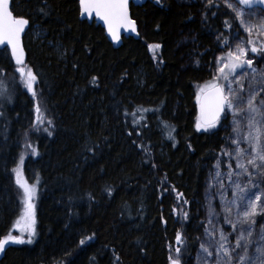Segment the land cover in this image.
<instances>
[{
  "label": "trees",
  "instance_id": "trees-1",
  "mask_svg": "<svg viewBox=\"0 0 264 264\" xmlns=\"http://www.w3.org/2000/svg\"><path fill=\"white\" fill-rule=\"evenodd\" d=\"M176 1L130 6L140 37L122 39L117 49L99 26L79 20L75 1L47 0V16L38 11L41 0L13 4L31 17L23 66L37 79L34 96L9 51L0 50V82L10 98L0 101V238L25 206L17 166L21 179L35 186L37 237L30 246L7 243L0 264H170L178 231L185 239L182 264L193 263L203 167L215 163L222 144L215 143L216 129L195 126L190 96L201 72L177 75L180 55L207 63L228 49L217 40L221 33L239 31L258 46L264 35L225 28V16L234 14L219 1L207 11L206 0ZM179 30L191 42L177 54L172 48ZM248 48L254 65L264 67V58ZM93 75L98 84L90 82ZM48 118L54 120L52 135L44 130ZM106 187L114 189L111 195Z\"/></svg>",
  "mask_w": 264,
  "mask_h": 264
},
{
  "label": "snow or ice",
  "instance_id": "snow-or-ice-1",
  "mask_svg": "<svg viewBox=\"0 0 264 264\" xmlns=\"http://www.w3.org/2000/svg\"><path fill=\"white\" fill-rule=\"evenodd\" d=\"M17 2L23 4L24 0H0V45L10 48L11 57L19 66L17 71L22 76L26 71V87L35 96L33 84L37 75L32 68L26 70L23 66L24 48L21 44V33L25 31L26 26H30L31 17L16 12L13 4ZM155 2L163 4V0H155ZM214 2L218 3V0H206L205 11L211 8ZM223 2L235 14L234 16L231 14L225 16V28L239 29V26L242 25L250 35L254 29L264 33V0H223ZM79 3L81 14L87 13L92 16L95 13V16L104 21L112 40L121 38L119 32L121 27L138 32L136 21L129 15L128 0H79ZM41 4L38 11L44 16L49 15L47 0H41ZM215 15L217 13L213 12L212 16ZM203 18L208 19L207 16H203ZM253 18H256L257 22H254ZM236 20H239V25L235 23ZM156 27L159 28L160 25L157 24ZM217 40L229 49L226 54H222L226 56V59L214 58L218 62L217 71L224 83L214 78L198 87L195 98L199 105V114L195 126L197 129H213L221 120V114L223 113L224 119H227L228 111H231L233 120L230 127L233 128V133L237 136V139L232 140L235 147H230L227 144L221 145V152L231 159L224 160L217 157L214 174L210 171V177L212 181L219 184L220 189L227 187L222 181L223 176H226L231 182L232 199L224 200L225 193L223 191L219 193L222 198L223 211L230 214L232 205H236L241 211H238L235 221L229 219L228 215L223 217L225 223L231 224L235 234L234 239L230 238L232 233L224 228L219 229V238L216 239V224L213 221L220 213L209 204L208 225L210 227H205L204 232L212 239L200 243L199 249L205 255L201 256L198 253V259L201 264H209V261L211 264H264V223L259 224V231L256 230L257 217L264 216V67L254 65L256 57L249 54L248 45H251L250 52L258 53L261 58H264V46H258L253 39L241 38L239 31L235 36L221 33ZM231 40H236L235 49L231 46ZM159 47H161L160 44H149V48L152 49ZM66 52L67 49H64L61 55L64 56ZM158 62H163L162 58ZM196 63L199 64V58L196 59ZM73 67L75 68L77 65L74 63ZM245 78L248 81L247 95L243 92ZM90 82L98 84L97 77L93 75ZM234 84L237 87H233ZM36 110L40 112L41 109L37 106ZM141 111L146 110L141 108ZM37 119L39 120L40 117ZM163 123L166 127L172 128L167 121H163ZM245 123L246 130L241 137L240 130L245 127ZM51 127H54V120L48 118L47 127L44 130L48 131L49 135H52ZM132 131L138 132L139 129L130 130V134ZM233 133L229 134V138ZM168 134L171 136V130ZM241 143L247 146L242 147ZM141 147L144 148L143 145ZM189 147H192L191 144ZM88 151L94 152V149L88 148ZM144 151L147 152L148 149L144 148ZM225 163L227 171H222V165ZM14 171L16 183L23 188L25 206L23 215L12 227L20 229L21 233L26 232L27 241L31 243L35 234L32 199L35 194V186L29 185L26 180L21 179L22 173L19 166ZM106 191L111 195L114 189L106 187ZM89 195L91 196V193ZM178 196H182V193H178ZM71 198L69 197V199ZM91 198L95 199L94 196ZM184 203H188V201L185 200ZM183 215L187 218L188 212L184 211ZM85 239L82 238L80 243L84 244ZM24 240V235H13L9 232L0 238V251H3L5 245L10 241L22 243ZM175 240L178 245L175 248L176 256L170 254L169 261L170 264H182L183 250L179 245L185 244L183 234L178 231Z\"/></svg>",
  "mask_w": 264,
  "mask_h": 264
},
{
  "label": "rangeland",
  "instance_id": "rangeland-1",
  "mask_svg": "<svg viewBox=\"0 0 264 264\" xmlns=\"http://www.w3.org/2000/svg\"><path fill=\"white\" fill-rule=\"evenodd\" d=\"M221 3H224L223 0H218ZM176 3L180 4H187V2L183 1V0H178L176 1ZM227 6V5H226ZM232 12V9H229ZM233 13V12H232ZM234 14V13H233ZM235 15V14H234ZM254 22H257L256 18H253ZM239 23V20H237ZM241 29L245 32L244 26L240 25ZM178 36L177 38H175L173 40V48L172 51L174 53L179 54V50L183 47H186L187 45L190 44L191 40H188L187 35H185L182 30H179L177 32ZM252 34H255L257 36L260 37V35H264V33L259 32L257 29H254ZM249 37V36H248ZM235 44H236V40L235 42L231 45L233 49H235ZM229 49H227L226 52L224 51H220L218 50L214 55H211L210 59L207 61V63H205L204 61L200 60L199 57H193L189 56V58H187L183 55H180V64L178 65V73L177 75H180V77L182 76V74H185L187 72L188 69H194L196 71H200L201 74L199 75V77L195 78L194 82L196 85V88L193 90L191 89V102L193 103V108L196 111L197 108V101H196V92L198 91V87L200 85H203L205 82H210L212 81L214 78H216L219 82L224 83V81L221 79L220 73L217 71L218 68V62L214 59L215 57H220L222 60L226 59L225 55L222 54H226L228 52ZM192 57V58H191ZM199 58V64L196 63V59ZM27 75L26 73L24 74V81L26 80ZM23 79V78H22ZM233 87H237L236 84L233 85ZM6 86L4 83L0 82V93H2V95H0V101L2 103H8L10 101L9 98V89L5 91ZM247 90H248V81L247 78H245V87L243 89V92L245 95H247ZM179 104L180 103H175L174 108H173V112L172 115L175 116L176 114L179 113ZM168 118V117H166ZM169 119V118H168ZM222 120H224V115L221 119L220 122H222ZM233 120V115L231 113V111H228V116L227 119H225V122L222 123H217L216 127L213 129H216L217 132V139L215 140V143H218L219 146L222 144H227L230 147H235V145L232 144V140L237 139V136L235 133H233V128L230 127L231 123ZM170 122H172V120H169ZM199 130H204V129H199ZM246 130V123H245V127H242L240 130V136L242 137L244 135V132ZM233 133L231 138H229V134ZM242 147H246L247 145L244 143H241ZM217 157H221L224 160H229L231 159L230 157H226L224 156V154L220 151L218 153ZM203 173H202V177H201V196H200V200H198L196 202L194 211H195V215L197 217V224L194 227V230L197 231L196 235L200 241V243L202 242H206L209 241L210 239H212L211 237L207 236L204 232L205 227H210L208 225V210H209V204H211L213 207L216 208V210L220 213V215L218 217L215 218V220L213 221L216 224V239L219 238V229L220 228H224L226 231H228L229 233H232V235L230 236L231 239H234V233H233V229L231 224H227L224 222L223 217L228 215L229 219L235 221L237 219V213L238 211H241V209H238L236 205H232V211L230 214L225 213L223 211V206L221 204V195L219 194L220 191H223L225 193L223 199L224 200H230L232 199V188L230 186L231 182L227 179L226 176L222 177V181L223 183L227 186L225 189H220V186L218 183H215V181L211 180L210 177V171L214 174L215 171V163L211 166V167H203ZM222 171H227V164H223ZM211 185V186H210ZM33 204H34V216H35V196H33ZM36 203H37V194H36ZM23 215V214H22ZM21 215V216H22ZM20 216V217H21ZM19 217V218H20ZM23 222V221H22ZM264 223V216H258L257 217V227L256 230L259 231V224ZM35 234L33 237V240L31 243H29L27 241V233H21L20 229L18 228H12L11 230V234L13 235H24L25 236V240L22 243H17V242H12V244L14 245H32L34 243V241L36 240L37 237V233H36V221H35ZM198 253L199 255L203 256L205 255L200 249H198L197 251V255L193 257V263L194 264H201V261L198 259ZM192 263V264H193ZM209 264H211V261H209Z\"/></svg>",
  "mask_w": 264,
  "mask_h": 264
},
{
  "label": "water",
  "instance_id": "water-1",
  "mask_svg": "<svg viewBox=\"0 0 264 264\" xmlns=\"http://www.w3.org/2000/svg\"><path fill=\"white\" fill-rule=\"evenodd\" d=\"M72 1L77 2V6L79 9V20L86 21L89 24L94 23L95 26H99L100 28H102L104 30L105 37H106L107 41L111 44L112 48H114V49L119 48L122 44V38H132L134 40L139 39V35L137 32H133L131 29H125L124 27H121L119 29L121 38L119 40H112L111 35L107 31V26L105 25L104 21L101 18L95 16V13H93L92 16H89L87 13L81 14V8H80L79 0H72ZM144 2H145V0H128V7H130L131 4H133L134 6L140 7L144 4ZM129 15H130V11H129ZM27 27L28 26H26L25 31L21 33V44H22V46H23V37L26 35ZM4 48L8 49L10 52V48H7L6 45H0V49H4ZM13 60H14V58H13ZM197 113L199 114V105L197 106ZM222 115H223V113L221 114V116Z\"/></svg>",
  "mask_w": 264,
  "mask_h": 264
},
{
  "label": "bare ground",
  "instance_id": "bare-ground-1",
  "mask_svg": "<svg viewBox=\"0 0 264 264\" xmlns=\"http://www.w3.org/2000/svg\"><path fill=\"white\" fill-rule=\"evenodd\" d=\"M130 17H131V15H130ZM136 26H137V30H138V25L136 24ZM137 33H138V35H139V37H140L139 31H138ZM4 49H6V48H4ZM4 49H0V50H4ZM7 50H8V49H7Z\"/></svg>",
  "mask_w": 264,
  "mask_h": 264
}]
</instances>
